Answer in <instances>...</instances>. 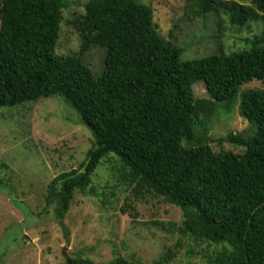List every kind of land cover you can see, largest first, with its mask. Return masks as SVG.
<instances>
[{
    "label": "trees",
    "instance_id": "trees-1",
    "mask_svg": "<svg viewBox=\"0 0 264 264\" xmlns=\"http://www.w3.org/2000/svg\"><path fill=\"white\" fill-rule=\"evenodd\" d=\"M187 1L200 14L223 12L239 27L261 19L262 30L248 40L247 50L181 62L182 49L160 36L149 6L87 0L72 22L81 35L80 52L57 56L66 0H0V108L59 96L91 132L84 160L46 187L45 209H53L59 225L75 193L94 192L92 176L112 156L119 179L132 192L180 209L181 236L220 247L207 264H264V92L239 94L238 114L248 129L227 141L243 148L241 154L213 151L199 121V113L209 118L213 105L231 101L241 85L264 81V0H252L250 7ZM91 48L104 52L97 77L80 58ZM198 81L213 101L194 98ZM199 128L203 142L196 137ZM172 257L167 250L150 264H170ZM70 262L144 264L121 255L106 263L81 256Z\"/></svg>",
    "mask_w": 264,
    "mask_h": 264
},
{
    "label": "rangeland",
    "instance_id": "rangeland-1",
    "mask_svg": "<svg viewBox=\"0 0 264 264\" xmlns=\"http://www.w3.org/2000/svg\"><path fill=\"white\" fill-rule=\"evenodd\" d=\"M66 1L54 49L57 56L78 54L82 44L72 22L84 13L87 0ZM137 1L152 9L160 36L182 49L181 62L247 50L248 40L263 27L261 19L239 27L231 25L223 12L200 14L187 0ZM223 1L252 6V0ZM80 58L95 77L100 75L102 49L91 48ZM247 89L264 92V81L241 85L231 101L213 105L209 118L199 113L213 151L243 153L227 139L248 129L238 114L239 94ZM193 93L196 100L213 101L203 82L193 84ZM203 135V128L197 129L200 142ZM92 143L89 129L59 96L0 108V264H68L78 256L106 263L116 255L150 264L166 257L167 250L173 255L170 264H207V256L220 247L181 236L180 209L161 197L132 192L119 179L112 156L96 168L94 192L75 193L59 225L53 209H45L46 187L52 178L76 169Z\"/></svg>",
    "mask_w": 264,
    "mask_h": 264
},
{
    "label": "water",
    "instance_id": "water-1",
    "mask_svg": "<svg viewBox=\"0 0 264 264\" xmlns=\"http://www.w3.org/2000/svg\"><path fill=\"white\" fill-rule=\"evenodd\" d=\"M63 255L65 256V254H64V253H63ZM67 263H68V264H72V263H71L69 260H67Z\"/></svg>",
    "mask_w": 264,
    "mask_h": 264
}]
</instances>
